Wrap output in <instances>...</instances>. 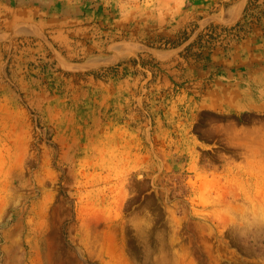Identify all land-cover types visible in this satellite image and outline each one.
Here are the masks:
<instances>
[{"label":"rangeland","instance_id":"374dc122","mask_svg":"<svg viewBox=\"0 0 264 264\" xmlns=\"http://www.w3.org/2000/svg\"><path fill=\"white\" fill-rule=\"evenodd\" d=\"M0 264H264V0H0Z\"/></svg>","mask_w":264,"mask_h":264}]
</instances>
